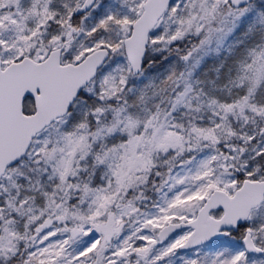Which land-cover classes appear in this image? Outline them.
<instances>
[{
    "label": "snow or ice",
    "instance_id": "6c2138e0",
    "mask_svg": "<svg viewBox=\"0 0 264 264\" xmlns=\"http://www.w3.org/2000/svg\"><path fill=\"white\" fill-rule=\"evenodd\" d=\"M0 264H264V0H0Z\"/></svg>",
    "mask_w": 264,
    "mask_h": 264
}]
</instances>
